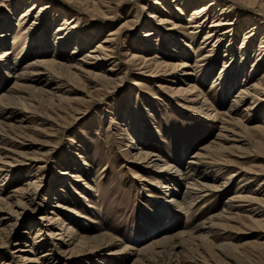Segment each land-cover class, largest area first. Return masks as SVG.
<instances>
[{"label":"rangeland","instance_id":"rangeland-1","mask_svg":"<svg viewBox=\"0 0 264 264\" xmlns=\"http://www.w3.org/2000/svg\"><path fill=\"white\" fill-rule=\"evenodd\" d=\"M20 1L24 5L17 8L16 13L14 12L11 15L12 28L4 44L5 47L10 49H12L11 42L13 36L18 35L19 29L24 25H17V20L20 12L28 4L25 3V0ZM28 1L32 0H26V2ZM42 1L50 5L48 7V18H46V27L48 28V32H50L48 36L51 35L53 30L56 31L62 18H66L68 21L75 18V15L72 16L74 13L71 7L72 3L76 4L79 8L83 6L80 3L81 0ZM155 1H158V3H155ZM204 1L208 0H131V2L126 0L116 9L112 3V8L107 10L103 8L105 9L104 11L96 3L86 0L87 4L100 15L102 12H108V15H106V18H103L100 15L87 16L82 13L79 14L82 21L79 22L77 29L73 30V34L75 32L78 33L80 27L84 26L86 32L84 36L85 40L90 42L85 46L89 47L96 44L110 29L112 31L117 29L127 18L135 19L134 26L127 27L124 31L117 33V43L119 46L118 54L116 55L117 59L112 63H109L110 60H108L104 64V68L111 66L115 69V72H119V75L122 73L125 76L120 81H118L119 79L116 80L120 83L115 86L113 85L107 96H100L97 100L95 99L87 103L79 101L71 102L68 105L63 103L54 104L45 99L44 96H40L37 90L32 91L33 89H30L29 93L34 97L32 98L33 101H31V108L33 107L34 110L42 115L46 114L50 119L57 122L58 125H53L51 121H45L41 117L30 116L26 121L22 122L25 127H20V130L23 133L19 134V129L8 131V134L10 133L11 136H15L16 141H22L25 144L22 145L19 142H15V140L10 141L6 139L2 141L6 148L15 151L20 156L10 153L12 156H16L19 162L16 161V165L13 164L11 167H6L10 169L0 170V198L8 200L7 195H11V189L22 185L28 178H32L33 180L34 175L32 173L34 172H37L38 176H40V180L34 182L35 184H40L37 189V192L40 194L38 193L36 201L42 202L45 199L44 197L47 199L53 191L60 189L58 187L60 183H62V190L59 191V195L53 196L50 203H44V210L38 208L25 209L21 214H18V219L10 215V220H6L5 223L12 224L15 222L14 230L5 243L6 246L0 249V264L1 260H6L10 264H45V261L39 259V255L44 249L49 247L53 248L51 251L54 250L57 255L52 262L53 264H68L63 259V253L59 252L58 245L60 242L56 243L59 239L47 237L45 232L48 227L44 225L45 220L39 219V216L46 214L48 210L50 211L53 208V203L56 200H59L67 207L77 210L75 215H73V213H68L60 208L57 215L59 216L58 221L65 220L68 223L66 227L73 228L76 235L92 236L102 233L106 236V239L110 240L109 244L97 250L74 255L71 258L76 259V261L69 264H132L136 258V250L151 243L152 238L159 237L166 231L168 234H175L180 230L189 229L188 227L203 222L206 217L222 209L225 201L235 189L239 177L232 179L224 193H209L200 197L192 205L189 212L178 209L174 202H171V207H168L169 202L166 199L169 198L168 196H171V190H159V186L157 187L154 183L159 177L152 169L126 162V150L123 148L127 146H123V140L126 139L127 135L121 134L118 128L119 123L127 118V111L136 113L140 117L141 124L144 127V134L140 132L142 134L140 136V146L144 151H153L160 159L168 161V164H171L170 166H175L179 170L181 169V173H185L186 161L191 159L193 152L216 137L219 131V121L211 124L209 120L202 118L201 115L194 114V111L180 108V105L175 101V97L167 95L158 86H154L157 84L143 81L146 85L141 82L144 85V87H141L139 81L143 80L142 78L149 80L148 77L138 75L135 71L130 72L129 69L125 68L126 64L121 61L125 59V54H127L128 47H130L129 52L134 51L138 54L146 53L150 55L155 52L161 57L160 59L170 60L172 58L175 62L181 59H188L193 63L196 54L195 49L200 46V42L208 27H204L203 31L197 32V36L193 40L185 38V34L189 31V28H185L188 24L186 18H188L194 5H196L195 7H199ZM218 1L219 5H216V8L207 15L210 18L208 19V25L214 18L212 16L219 15L222 10L221 7H224L222 5L224 0ZM233 1L229 8L233 13L230 14L228 19H225L227 24L222 25V28L233 26V33L225 35L223 40L217 42L219 43L217 45L218 51L216 55H213L214 59L212 61L213 65L210 66L211 70L204 81L198 83V88L207 94L206 96L209 97L208 99L211 102L213 98L222 101V104L216 103V106L224 110L228 108L239 86L247 85V83L258 77L259 73L264 69V66L260 65L258 68L256 67L257 71L251 78L245 79L243 76L244 73L251 70L258 53V46L264 39V30L260 28L258 30L260 32L259 36L242 45L244 32L250 23L255 22L253 14L264 12V0ZM39 2L40 0H36V3ZM177 5H180V7H185L186 5L187 8L183 10V13H179V11L175 10ZM162 6H168V10H172L174 14L178 15L177 18H173V21L178 22L180 27L177 29L184 34L183 38L191 45V47L187 48V44L185 43L186 47L184 46L183 48L187 53L185 56H182L183 58L175 59L178 52L169 49L168 46L170 45L163 39L164 31L162 29L160 30L159 39L152 42L154 43L152 47L156 49L152 48L144 50V52L142 50L145 48L144 44L146 43L145 38H143L144 32L148 31L151 25L153 26V22L156 23L153 20L151 21L149 13L155 12L160 16L167 15L165 14L166 12L160 10ZM111 14H115L114 18L110 17L112 16ZM240 14L243 16L238 17ZM168 15L171 16V14ZM234 21V24H229ZM150 22H152L151 25ZM0 23L2 22L0 21ZM99 27L104 29L100 33H98ZM2 28L0 26V29ZM22 32L20 33L21 37L19 38L18 36V44L23 41L25 32ZM155 37L153 36L152 38ZM29 39L31 37L28 38V41ZM37 41L32 42L29 47H25L22 50L17 45L15 51L10 54V57L5 62L3 58H0L1 95L9 92L11 84L16 79L15 73L21 70L25 62L36 58L40 54L50 56V58L53 57L52 55L55 53L53 45L50 44V46L42 47L43 45H40L41 43L39 44V41ZM245 45L247 48H243ZM74 46V41L71 40L63 47L64 52L68 55H75L76 53H72ZM88 47L82 49L80 53H84ZM40 48L43 49V54ZM226 49L227 51L225 52ZM226 53H230V55L224 56ZM232 55L233 59L230 63H234L230 66V69L227 68L225 71V75H232L231 86L229 87V82L227 81L219 86L217 85V81L219 80H217L216 86L211 87L220 74L223 60L230 61ZM119 75L118 77H120ZM189 82L193 81L190 79ZM32 84L40 86V83L33 82ZM103 91L101 90L100 93H103ZM260 107L261 109L258 110V115L254 116L255 119L253 121L251 120L249 123L243 118V121L239 122L238 125L241 127L244 123L248 126L250 124L261 123L264 120V103ZM15 120L17 121L18 119ZM15 120L12 122H15ZM3 129L7 131L6 127H3ZM249 131L246 129L245 133L246 137L250 140L248 150L242 151L241 149L232 147L229 150L230 153L221 152L223 154H219L221 158L233 163V165L224 168L220 176L222 174L226 176L234 169H237V166L252 168L261 172L264 171V132ZM16 134L22 137L20 138ZM121 146L122 149L118 152L117 149ZM81 154L87 158V165L78 166L72 165V161L68 162L71 158L80 157L79 155ZM37 156L41 158L38 163L33 166L25 164L24 157ZM1 157L3 156L1 155ZM6 158L11 159L9 157ZM80 159L82 158L80 157ZM21 160L22 162H20ZM162 163L163 161H160V165H163ZM37 166H41V168L36 170ZM60 168V172L67 171L68 175L58 177L56 171ZM74 173L79 174L82 179L75 180L70 176ZM207 173L214 174L209 169ZM4 174H7V178H3ZM160 179L162 180V178ZM176 179L180 183L179 185L176 182V185L178 184L176 188L180 192L184 189L186 182L179 180L182 179L179 175ZM66 180L68 184L65 182ZM257 183L258 180H255L250 184L253 185V188H256L258 186ZM84 185H87V187ZM263 193L264 187L259 189L256 196L263 197ZM159 195L163 197L162 200H165L167 205L161 200L156 201L158 199L155 198ZM160 206H162L163 210L171 208V211H176V213L166 219L167 227L154 230L156 219L150 210H158ZM6 207L9 208V206ZM13 208L16 209V207ZM21 210L22 208L18 211ZM236 211H239L241 217L235 221H229L227 223L229 226L226 230H218L213 236L209 237L208 241H191L190 239L181 241L180 245L173 250L167 251L141 264H200L201 261H204L206 264H264L263 247L239 245L246 240L256 239L259 233L263 235L261 240L264 241V231H262V228L253 227L258 225V223H251L249 218L245 217L247 212L243 208ZM246 226L253 227L254 230L252 231ZM38 228H42L41 231L44 234L41 236H44L43 241H45L40 247V243L36 244V246L32 244V239L37 240L35 232ZM223 243H227V246H224ZM50 244H53V246ZM124 245H128L129 247L123 249ZM237 245L240 247L237 248ZM19 247L31 248L32 252L15 251ZM18 253L26 254V258H37L38 260L30 262L21 260L18 256H14L18 255Z\"/></svg>","mask_w":264,"mask_h":264},{"label":"bare ground","instance_id":"bare-ground-1","mask_svg":"<svg viewBox=\"0 0 264 264\" xmlns=\"http://www.w3.org/2000/svg\"><path fill=\"white\" fill-rule=\"evenodd\" d=\"M125 1L126 0H90V2L99 5L98 7L101 9L105 8L106 10L112 8V5L116 9ZM20 2V0H0V21L2 22L0 23V26L4 28L0 29V58H3V61L5 62L7 58L10 57V54L15 51L17 45L20 46V50H22L25 47H29L32 42H36L37 40L39 41H37L39 44L41 43L40 45H43L42 47L48 45L50 46V44L53 45V51L55 53L52 55V58H50V56L40 54L37 55L36 58L25 62L21 70L15 73L16 79L13 81V84H11L9 92L3 93L2 95L0 94V170L10 169L6 167H11L13 164L16 165V161L19 162L16 156L14 157L10 154L12 153L18 155V153L6 148L2 143V141L6 139L10 141L15 140V136H11L10 133L8 134V131L19 129V134L23 133L20 130V127H25L22 122L26 121L30 116L41 117V119L43 118L45 121H51L53 125H58L57 122L50 119L46 116V114L42 115L38 111L34 110L33 107L31 108V101H33L32 98L34 97L29 93L30 89H33L32 91L37 90L40 94H35H39L42 97L44 96L45 99L54 104L63 103L68 105L71 102L79 101L87 103L90 101L92 102L95 99L97 100L100 96H107V93H109L112 89V86L118 85V83H120L118 81L124 78L125 75L122 73L119 75V72H115V69L111 66L104 68V64L108 60H110L109 63H112L117 59L116 55L118 54L119 48L117 43V33L124 31L127 27L135 25V19L127 18L117 29H114L113 31L110 29L100 41L88 47L85 45L90 42L85 40L84 36L86 35V32L84 26L80 27L78 33L75 32L76 34H73V30L77 29L79 22L82 21L79 16L80 13L87 16L100 15L97 11L90 7L89 4H87L86 0L80 1L83 5L81 8L72 3L71 7L72 10H74L72 16L75 15V18L70 21L66 18H62V21L58 24L56 31L51 30L52 32L49 36L48 33L50 32H48V28L46 27V18H48V7L50 5L46 4V2L42 0H40L39 3H36V0L28 2L25 0V3L28 5H26V7L20 12V16L17 20V25H24L19 29L18 35L13 36L11 42L12 49H10L5 47L4 44L6 42V37H8L12 28L11 15L14 14V12L16 13L17 8L24 5ZM129 2H131V0H129ZM231 2L234 1L224 0L222 3L224 7H221L222 10L220 9L221 12L219 15H215L216 18L214 15L212 16L214 18L211 20L212 22L209 25L208 19L210 18L207 17V15L210 11L216 8V5H219V1H204L199 7H195L196 5H194L192 8L191 13L188 15V18H186L188 24L185 28H189V31L185 34V38L193 40L197 36V32L203 31L204 27H208V30L205 31V34L200 42V46L195 49L196 54L193 63H191L188 59H181L177 62L173 61L172 58H170V60L160 59L161 57H159V55L155 52L154 54L152 53L153 55L146 53L138 54L134 51L129 52L128 50L130 47H128L126 52L127 54H125V59L121 60L126 64L125 68L129 69L130 72L135 71L138 75L148 77L149 80L142 78L143 80L139 81V85L141 87L146 85L143 81L157 84L154 86H158V88L167 93V95L175 97V101L180 105V108L188 111H194V114L201 115L202 118L209 120L211 124L216 121H219L220 123L219 131L217 132L216 137L193 152L191 159L186 161L187 165L185 167V173H181V169L179 170V168L175 166H170L171 164L169 165L168 161L160 159V157L153 153V151L148 152L143 150L139 143L141 140L140 136H142L141 133L144 134V127L141 124L140 117L136 113L126 112V115H128L127 118L124 121L121 120L122 122L119 123L120 125L118 126L120 133L127 135V137H125L126 139L123 140V146H127L126 148H123L126 150V162L152 169L159 177L154 181L155 185H157V187L159 186V190H171V196H168L169 198L166 199V201L169 202V205H167L165 200H162L163 197L161 195L155 198L158 199L156 200L157 202L161 200L168 207H171V202H174L178 209L189 212L192 205L195 204L200 197L209 193H224L230 185L232 179L234 177H239L235 189L232 194L229 195L219 212L206 217L203 222L190 226L191 228L188 227L189 229L180 230L175 234H168L166 231L161 236L152 238L151 243L136 250V258L132 264H141L145 261L152 260L167 251L173 250L175 247L180 245L181 241L184 240L190 239L191 241H208L209 237H211V235L213 236V234H215L218 230H226L229 226L227 224L229 221H235L237 218L241 217L239 211H236L237 209L243 208L247 212L245 217L249 218L251 223H258V225L253 227L262 228V231H264V193L263 197L256 196L259 189L264 187V171L261 172L252 168L237 166V169H234L226 176H224V174L220 176L222 170L227 168L229 165H233V163L229 162L227 159L221 158L219 155L223 154L221 152L230 153L229 150L232 147H236L242 151L248 150L250 140L245 135L246 129L252 132H264V120L261 123L250 124L249 126L246 123H244L241 127L238 125L239 122L243 121V118L249 123L251 120L253 121V119H255L254 116L258 115V110L261 109L260 105L264 103V69L259 73L258 77L247 83V85L239 86L238 91L235 93L231 103L227 109L225 108V110L216 106V103L222 104V101L215 100V98H213L212 103L208 99L209 97L206 96L207 94L198 88V83H202L211 70L210 66L213 65V55H216L218 51L217 45L219 43L217 42L223 40L225 35L233 33V26L230 28L229 26H225L227 27L226 29H224L225 27L222 28V25L227 24L225 19H228L230 14L233 13L232 10H229ZM155 3H158V1H155ZM197 3L199 5V1ZM186 8V5L185 7L177 5L175 10L179 11V13H183V10ZM105 9L103 10L105 11ZM160 10L166 12L165 14L167 15L160 16L155 12L149 13L151 21L153 20L156 23L153 22L152 26V22H150V29L144 32L143 38H145L146 43L144 44L145 48L142 50L144 52V50H150L152 48L156 49L155 47H152L154 45L152 42L159 39L161 34L160 30L162 29L164 31L163 39H165L166 43L170 45L168 46L169 49L178 52L175 59L183 58L182 56H185L187 53L183 47H186V44L187 48L191 47V45L183 38L184 34L177 29L180 27L178 22L173 21V18H177L178 15L176 13L174 14L172 10H168V6H162ZM87 11L89 12L87 13ZM168 14H171V16ZM106 15H108V12H102L100 17L103 16V18H106ZM111 15L112 16L110 17L114 18L115 14ZM241 16L243 15H238V17ZM253 19L255 22L250 23L244 32L242 45L252 41V39L256 36H259L260 32H258V30L260 28H263L264 30V12L253 14ZM235 21L229 24H234ZM169 23H171V25H169ZM102 30L104 29L99 27L98 33ZM22 31L25 32V35L24 38L22 37L23 41L18 44V36L19 38L21 37L20 33ZM153 36L156 37L152 38ZM30 37L31 39L28 41V38ZM71 40L74 41L75 46L72 53H76L75 55H68L64 52L63 47ZM87 47L88 49H86L84 53H80L82 49ZM243 48H247L246 45ZM40 50L43 54V49L40 48ZM257 50L258 53L256 54L255 62L252 65L251 70L243 74L245 79L251 78L260 65L264 66V39L260 42ZM226 51L227 49L225 52ZM228 55H230V53L224 54V56ZM232 59L233 55L230 61L226 59L223 60V66L220 74L217 76L215 83H211V87L216 86L217 80H219L217 81V85L219 86H221V84L225 81L229 82V87L231 86L230 81L232 79V75H225V71L227 68L230 69V66L233 65L234 62L230 63ZM118 75L120 77H118ZM122 75L123 77H121ZM117 79L119 80L116 81ZM190 79L193 82H189ZM33 82L40 83V86H35L32 84ZM141 82H143L144 85ZM101 90H104L103 93H100ZM15 119L18 120L16 121ZM14 120L15 122H12ZM3 127H6L7 131H5ZM16 136L20 138L22 137L18 134H16ZM15 142H19L22 145L25 144L22 141L15 140ZM121 149L122 146L117 149V151L120 152L119 150ZM1 155L3 157H1ZM79 156L82 159H80V157H75L71 158L68 162L72 161V165L78 166L87 165V158H85L82 154ZM39 160H41L40 156L24 157L25 164L28 166L35 165L39 162ZM160 161H163L162 164L165 166L160 165ZM20 162H22V160ZM39 168H41V166H37L36 170H39ZM208 169L214 174H208ZM60 170L61 168L56 171L58 177H63L66 174L68 175L67 171L60 172ZM32 174L34 175L33 180L32 178H28L24 183H22V185L11 189V195H7L8 200H6V198H0V249L1 247L6 246L5 243L13 234L15 222L12 224L8 222L7 224L5 223L6 220H10V215H13L14 218L18 219V214H21V212L25 209L38 208L44 210V205L46 203H50L53 196H57L59 191L62 190V183H60L58 186L60 188L59 190L56 189L53 191L47 199L44 197L45 199L43 198L44 200H42V202L39 200L36 201L39 193L37 192V189L40 184H35L34 182L40 180V176H38L37 172ZM178 175L182 178L179 180L186 182L184 189L180 192H178V189L176 188L178 184L180 185V183L176 181ZM6 176L7 174H4L3 178H7ZM70 176L75 180L82 179L77 173L71 174ZM160 178H162V180ZM255 180H258L257 184L259 187L256 186V188H253V185L250 183ZM65 182L68 184L67 180ZM176 182L178 183L177 185ZM84 186L87 187V185ZM6 206H9V208ZM13 207H16V209ZM52 207L53 208H51L50 211L48 210L46 214L39 216V219L45 220L44 225L48 227L45 235L49 238L59 239L56 243L60 242L58 245L59 252L61 251V253H63V259L66 263L69 264L70 262L76 261V259L71 258L76 254L88 253L87 251H94L109 244L110 240L106 239V236L102 233L94 234L92 236L76 235L73 228L66 227L68 223L65 220L58 221L59 216L57 215L59 214L60 208L64 209L68 213H73V215H75L77 211L76 209L65 206L59 200L54 201ZM21 208L22 210L18 211ZM150 212L156 219V226L154 230H158V228L161 227H167L166 219L176 213V211L172 212L171 208L163 210L162 206H160L158 210L151 209ZM246 227L252 231L254 230L253 227ZM41 230L42 228H38L35 232L37 240L35 241V239H32V244H35V246L40 243L39 247L45 242L43 241L44 236H41L44 234H42ZM262 236L263 235H260L259 233L256 239L246 240L239 245L259 246L264 248V241L261 240ZM223 244L225 246L227 243ZM25 245L28 246L29 244ZM50 245L53 246V244ZM240 246L237 245V248ZM128 247V245H124L123 249ZM30 249L31 248L28 247H19L18 249L16 248L15 251H26L31 253L32 251ZM52 249L53 248L51 247L46 248L39 255V259H41V261H45V264H53L52 262L54 261V258L57 257L55 254L56 252H54V250L51 251ZM14 256H18L19 259L21 258V260H27L29 262L38 260L37 258H26V254L18 253V255ZM1 264H10V262L1 260ZM200 264L206 263L201 261Z\"/></svg>","mask_w":264,"mask_h":264}]
</instances>
